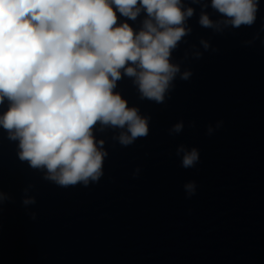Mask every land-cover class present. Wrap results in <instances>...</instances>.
<instances>
[{
    "label": "clouds",
    "instance_id": "clouds-1",
    "mask_svg": "<svg viewBox=\"0 0 264 264\" xmlns=\"http://www.w3.org/2000/svg\"><path fill=\"white\" fill-rule=\"evenodd\" d=\"M211 8L222 19L202 11L199 24L221 32L254 24L259 0H211ZM194 11L183 0H0V105L8 102L0 128L18 141V158L61 187L98 182L108 152L94 136L97 125L120 129L114 139L123 146L149 133L150 118L128 107L117 82L133 78L142 99L163 103L178 75H192L170 57L191 32ZM117 12L133 21L145 12L142 28L118 24ZM183 127L176 123L170 134ZM177 155L184 168L199 161L196 148L180 145ZM184 188L195 195L194 182ZM6 199L0 192V203ZM35 203L34 196L22 199L26 207Z\"/></svg>",
    "mask_w": 264,
    "mask_h": 264
}]
</instances>
